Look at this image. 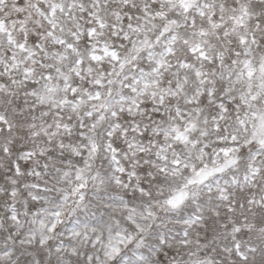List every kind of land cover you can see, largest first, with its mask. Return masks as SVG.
Masks as SVG:
<instances>
[{"label": "snow or ice", "instance_id": "obj_1", "mask_svg": "<svg viewBox=\"0 0 264 264\" xmlns=\"http://www.w3.org/2000/svg\"><path fill=\"white\" fill-rule=\"evenodd\" d=\"M0 264H264V0H0Z\"/></svg>", "mask_w": 264, "mask_h": 264}]
</instances>
